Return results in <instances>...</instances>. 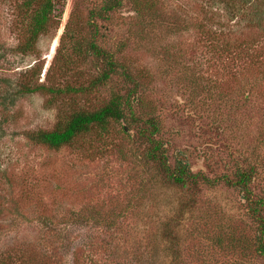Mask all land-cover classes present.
<instances>
[{
    "label": "rangeland",
    "instance_id": "obj_1",
    "mask_svg": "<svg viewBox=\"0 0 264 264\" xmlns=\"http://www.w3.org/2000/svg\"><path fill=\"white\" fill-rule=\"evenodd\" d=\"M25 1L0 0V79L19 78L40 62L41 82L48 87L87 85L91 65H80L82 52L74 48L91 39L87 22L101 0H62L59 27L41 38L36 54L19 50L28 23L22 10ZM143 2L155 3L160 16L153 18L157 8H152L138 20L125 0L110 22L100 21L105 26L102 42L143 78L144 100L161 118L171 152L184 151L193 171L210 176L226 172L233 158L257 163L255 191L264 193V22L250 20L256 7L263 10L264 19L263 0ZM67 24L68 34L59 47ZM69 57L74 63L67 68L62 60ZM69 103L71 97L52 102L51 96L36 93L17 98L14 106L0 107V262L70 264L72 253L89 248L98 234L96 226L77 220L85 211L116 217L122 224L106 234L99 229V238L115 237L119 247L104 257L99 243V264H168L172 258L163 253L152 261L135 252L162 247L158 226L175 214L176 197L159 185L140 193L141 169L133 163L131 141L120 126L117 136L95 140L92 135L60 150L29 140L31 132L52 130ZM150 178L145 175L146 181ZM204 204L225 213L214 222H248L236 191H206ZM190 227L191 222H184V264H203L210 258L208 264H264L238 254H214L205 237H189Z\"/></svg>",
    "mask_w": 264,
    "mask_h": 264
},
{
    "label": "trees",
    "instance_id": "obj_2",
    "mask_svg": "<svg viewBox=\"0 0 264 264\" xmlns=\"http://www.w3.org/2000/svg\"><path fill=\"white\" fill-rule=\"evenodd\" d=\"M129 1L138 20L145 19L148 11L157 8L155 3L147 5L144 0ZM218 1L245 4L249 0ZM124 3L125 0H101L99 9L91 11L87 22L93 32L91 39L77 43L74 48V52H82L80 65H91L90 82L87 85L77 83L73 86L48 87L40 78L43 65L36 62L19 78L0 79L4 82L0 83V107L14 106L17 98L36 93L51 96L52 102L60 96L71 97V106L69 103L68 110L60 115L52 130H39L28 134L31 142L51 150L70 147L80 139L92 135L97 136L95 140L109 135L117 136L120 132L129 137V153L132 159H135L134 165L141 169L140 188L143 190H140V193H145L148 187L159 185L173 192V197H176L175 214L158 226V243L162 247H150L144 253L136 251L137 257L143 254L149 258L153 257V261L163 253V256L172 258L168 264H184L182 239L186 232H183L182 228L184 229V222L187 221L192 225L189 237H205L212 253L223 254L225 257L238 254L245 261L258 258L264 262V193L256 192L254 186L260 172L259 165L233 158L226 172L219 176H210L201 170L193 171L184 151L171 152L169 142L163 139L161 118L155 114L152 104H146L144 100L146 84L143 78L132 72L125 62L120 61L117 54L102 42L104 33H101V29L105 26L101 25L100 21L106 24L110 22L113 15L123 8ZM63 6L62 0H27L22 4L28 23L24 27L25 40L19 46L20 51L24 54L39 52L38 44L41 38L58 29ZM160 11L159 8L153 9L152 17L160 16ZM262 13V9L254 8L251 22L262 24ZM153 18L149 16V21ZM68 27L67 24L59 47L68 34ZM62 63L68 68L74 60L69 57L63 59ZM140 109L144 112H139ZM117 126L121 127L120 132ZM124 146L128 145L124 143ZM145 175H151L149 181H146ZM219 187L240 194L249 222H245L247 226L236 222L229 225L225 220L214 222L217 216L223 219L225 213L222 209L217 211L205 208L207 206L204 204V196L206 191ZM83 213L85 216L78 215L80 219L77 220L84 224H93L98 234H92L89 248H79L77 253H72L70 264H99V243L100 248L104 250V257L110 254V250L115 252L119 248L115 237L99 238V229H104L106 234L114 229L118 231L122 224H117L116 217H99V212L91 215L85 214V211ZM248 228L253 234L249 233ZM209 261L203 259L202 262L208 264ZM114 263L116 264L115 261ZM0 264L6 262L1 261Z\"/></svg>",
    "mask_w": 264,
    "mask_h": 264
}]
</instances>
